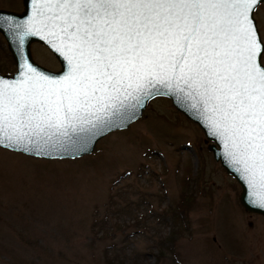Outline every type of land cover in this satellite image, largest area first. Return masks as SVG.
Returning <instances> with one entry per match:
<instances>
[{"label":"snow or ice","instance_id":"6c2138e0","mask_svg":"<svg viewBox=\"0 0 264 264\" xmlns=\"http://www.w3.org/2000/svg\"><path fill=\"white\" fill-rule=\"evenodd\" d=\"M0 14L18 75L0 77V146L41 157L85 150L131 121L144 101L173 95L195 109L238 165L248 203L264 209V0H26ZM47 41L49 74L27 45Z\"/></svg>","mask_w":264,"mask_h":264},{"label":"rangeland","instance_id":"374dc122","mask_svg":"<svg viewBox=\"0 0 264 264\" xmlns=\"http://www.w3.org/2000/svg\"><path fill=\"white\" fill-rule=\"evenodd\" d=\"M254 13L264 30V4ZM31 45L35 62L60 69ZM0 67L17 68L1 33ZM171 103L153 98L80 158L0 148V264H264V216L243 209L212 142Z\"/></svg>","mask_w":264,"mask_h":264},{"label":"water","instance_id":"95a60500","mask_svg":"<svg viewBox=\"0 0 264 264\" xmlns=\"http://www.w3.org/2000/svg\"><path fill=\"white\" fill-rule=\"evenodd\" d=\"M22 2L24 3L23 5V11L22 12H14V11H8V10H0V14H4V15H10V16H15V17H23L27 15V3L26 0H22ZM255 15V13H254ZM0 33L2 34V36H5V41L6 44L8 46V50L11 54V56L13 57V61L15 63V66L17 67L15 72H13L12 74H1L0 73V77L12 80L14 78L17 77L18 75V66H19V61H18V57H17V52H16V48L15 46L12 44L10 37L3 31H0ZM38 43L41 44L43 46H45V48H47V50L53 54L55 56V59L58 60V63L60 64V69H57V71H52L50 69H48V67H45L43 65H40L37 63V61L35 62L33 60V55L31 53V61L34 63L35 66H37L38 70L42 71V72H46L49 74H57L59 72H61L63 70V64L61 62V58L60 56L55 52L54 49L51 48V46L47 43V41L40 39L39 37L33 38L29 41L27 48L28 50L31 52L30 47L32 46V43ZM163 92L165 94H156L153 97H151L150 99H147L146 101H144L143 103V107H140L136 110V114L135 117L131 120V121H127L123 124H121L120 126L116 127H112L110 129H105L104 132L102 134L97 135L96 137H94L92 139V141L88 144L87 148L85 150H82L80 152H74V151H69L63 154H59V153H54L51 157H41V156H36L33 154H28V153H23L21 152V154H24L26 156H31V157H36V158H42V159H72V158H80L86 155H89L93 152V149L96 148V144L98 141H100L103 137L105 138L109 133L117 130H123L126 129L128 126H131L133 124V122H136L138 119H140L142 117V115L144 114V110L146 109L147 105L150 103V101L153 100V98H157V97H164L169 99L173 105V107L179 111L183 116H186V118L189 121L194 122L195 124H197V126L204 131V135L206 137L207 140H210L212 143H210L209 145V150L212 151V155L213 158L216 161H220V165L225 169V171L228 172L229 175H231V177L238 182V185L240 187V191L241 194H239V202H241V206H243V209H245L248 212L251 213H255L258 215H262L264 216V209H260V208H256L251 206L248 203V198H247V193H248V188L245 184V182L240 178L241 177V173L238 171L239 166L235 165L226 155V149L224 147L223 141L217 139L214 136H211L209 134V129L206 127V122L203 121L202 117L198 116V113L195 109H190L189 107L186 106V104L179 102L173 95L171 94H167V90H163ZM0 148L3 149H7V150H11L13 152H17L20 153V151L8 148V147H4V146H0Z\"/></svg>","mask_w":264,"mask_h":264},{"label":"trees","instance_id":"16d2710c","mask_svg":"<svg viewBox=\"0 0 264 264\" xmlns=\"http://www.w3.org/2000/svg\"><path fill=\"white\" fill-rule=\"evenodd\" d=\"M4 70V68L0 67V71ZM6 73H8L9 71H4Z\"/></svg>","mask_w":264,"mask_h":264}]
</instances>
